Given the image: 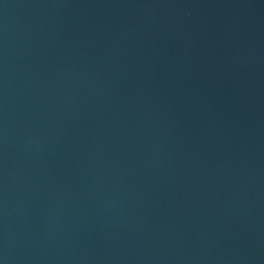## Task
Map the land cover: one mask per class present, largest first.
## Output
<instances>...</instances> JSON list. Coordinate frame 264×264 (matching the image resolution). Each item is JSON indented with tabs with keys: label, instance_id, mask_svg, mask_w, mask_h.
<instances>
[{
	"label": "water",
	"instance_id": "obj_1",
	"mask_svg": "<svg viewBox=\"0 0 264 264\" xmlns=\"http://www.w3.org/2000/svg\"><path fill=\"white\" fill-rule=\"evenodd\" d=\"M0 264H264V0H0Z\"/></svg>",
	"mask_w": 264,
	"mask_h": 264
}]
</instances>
